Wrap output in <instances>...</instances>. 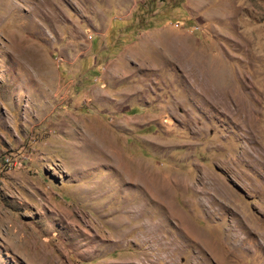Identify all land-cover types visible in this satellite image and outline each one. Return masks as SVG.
Instances as JSON below:
<instances>
[{"label": "rangeland", "instance_id": "1", "mask_svg": "<svg viewBox=\"0 0 264 264\" xmlns=\"http://www.w3.org/2000/svg\"><path fill=\"white\" fill-rule=\"evenodd\" d=\"M0 264H264V0H0Z\"/></svg>", "mask_w": 264, "mask_h": 264}, {"label": "crops", "instance_id": "2", "mask_svg": "<svg viewBox=\"0 0 264 264\" xmlns=\"http://www.w3.org/2000/svg\"><path fill=\"white\" fill-rule=\"evenodd\" d=\"M174 31H175V33H174ZM155 34L157 36H155ZM173 34L180 35L178 30H175L174 28H172L170 26L161 25L160 27H152L148 30H142L139 33V37H136V38L138 40H142V39L147 38L148 36L154 37L156 42H158V45H160L166 49L168 46H170V43L173 42V40L175 38V36ZM141 37H142V39H141Z\"/></svg>", "mask_w": 264, "mask_h": 264}, {"label": "bare ground", "instance_id": "3", "mask_svg": "<svg viewBox=\"0 0 264 264\" xmlns=\"http://www.w3.org/2000/svg\"><path fill=\"white\" fill-rule=\"evenodd\" d=\"M3 163L9 168L15 167L16 163L12 161L8 156H5L3 159Z\"/></svg>", "mask_w": 264, "mask_h": 264}]
</instances>
